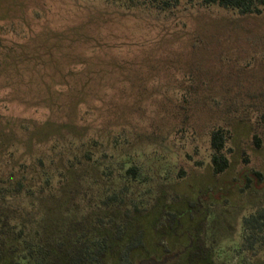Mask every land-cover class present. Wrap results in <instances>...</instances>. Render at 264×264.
Instances as JSON below:
<instances>
[{
    "label": "rangeland",
    "instance_id": "obj_1",
    "mask_svg": "<svg viewBox=\"0 0 264 264\" xmlns=\"http://www.w3.org/2000/svg\"><path fill=\"white\" fill-rule=\"evenodd\" d=\"M218 127L231 132L222 174ZM20 179L17 230L115 195L140 210L141 261L203 237L215 264H264V226L244 223L264 208V13L0 0V186Z\"/></svg>",
    "mask_w": 264,
    "mask_h": 264
},
{
    "label": "trees",
    "instance_id": "obj_2",
    "mask_svg": "<svg viewBox=\"0 0 264 264\" xmlns=\"http://www.w3.org/2000/svg\"><path fill=\"white\" fill-rule=\"evenodd\" d=\"M125 1L129 7L160 11L176 9L185 1L201 7L218 6L235 10L240 15L264 13V0ZM230 136L231 132L223 127L211 132V162L216 174L224 173L230 166ZM127 173L136 177L138 168L132 166L127 169ZM25 181L20 179L7 187L0 186V264H215L213 249L206 246L203 237H190V242L184 243L178 255L170 258L164 256L158 263H154V259L141 261L143 254L138 251L145 247V232L138 223L139 213H135L140 210L137 206L130 208L123 199L119 200L115 195L104 201L106 206L96 215L69 218L63 216V210L53 208L52 211L45 212L42 223L33 227L24 225L17 230L15 215L18 211L13 209L14 205L10 203L9 197L21 194L27 186ZM66 203L65 195L58 199L60 208ZM57 213L59 217L52 218L57 217ZM169 213L172 222L176 224L186 215ZM189 214H192V210H189ZM244 223L255 234L257 229L264 226V208L246 217ZM256 240L257 237L252 238L249 246L252 247Z\"/></svg>",
    "mask_w": 264,
    "mask_h": 264
}]
</instances>
